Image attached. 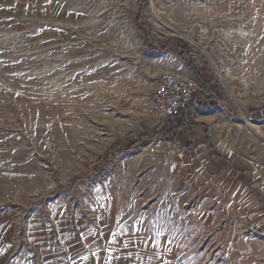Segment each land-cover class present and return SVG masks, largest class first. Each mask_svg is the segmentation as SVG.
Listing matches in <instances>:
<instances>
[{"label":"rangeland","instance_id":"1","mask_svg":"<svg viewBox=\"0 0 264 264\" xmlns=\"http://www.w3.org/2000/svg\"><path fill=\"white\" fill-rule=\"evenodd\" d=\"M188 59L235 148L264 150V0H0V211L36 264L27 221L60 212L81 242L63 264H225L218 213L179 186L178 122L148 114Z\"/></svg>","mask_w":264,"mask_h":264},{"label":"crops","instance_id":"2","mask_svg":"<svg viewBox=\"0 0 264 264\" xmlns=\"http://www.w3.org/2000/svg\"><path fill=\"white\" fill-rule=\"evenodd\" d=\"M194 66L206 81L201 66ZM167 71L194 76L185 63H176ZM212 103L211 99L201 103L196 99L185 116L171 119L178 122L171 138L177 154L179 186L189 199L203 201L218 213L213 217L207 212L205 217L213 224L218 219L221 222L219 237L225 264H264V150L236 149L235 130L229 121L233 112ZM19 211H0V264H36L15 236L13 219L18 218ZM54 217L59 224L67 222L68 227H49L36 213L26 226L25 239L30 246L45 256L52 249L53 256L44 259L45 264H63L60 248L65 245L75 252L81 245L74 221L61 212Z\"/></svg>","mask_w":264,"mask_h":264},{"label":"built area","instance_id":"3","mask_svg":"<svg viewBox=\"0 0 264 264\" xmlns=\"http://www.w3.org/2000/svg\"><path fill=\"white\" fill-rule=\"evenodd\" d=\"M207 90L195 79L176 71L163 72L150 97V116L178 119L185 116L194 106L196 99L201 103L207 98Z\"/></svg>","mask_w":264,"mask_h":264},{"label":"bare ground","instance_id":"4","mask_svg":"<svg viewBox=\"0 0 264 264\" xmlns=\"http://www.w3.org/2000/svg\"><path fill=\"white\" fill-rule=\"evenodd\" d=\"M51 13H52V16L54 17V18H57L58 16H60V15H58L57 14V12L56 11H54V10H52L51 11ZM166 22V21H165ZM51 33H54V34H56L57 36H64V32H62L60 29L57 31L56 29H53L52 30V32ZM64 50V49H63ZM99 54V53H98ZM92 58V57H91ZM98 58V57H97ZM87 59V58H86ZM94 60V59H93ZM82 62V61H81ZM81 62H79V63H81ZM73 64V63H72ZM79 65V64H78ZM60 69V68H59ZM63 72V71H62ZM82 75V74H81ZM88 77H90V76H88ZM98 78V77H97ZM97 78H95V79H97ZM78 79H79V77H78ZM77 79V80H78ZM95 79H94V82H96L95 81ZM104 79V78H103ZM102 79V80H103ZM93 80V79H92ZM106 80V79H105ZM109 80V79H108ZM76 81V80H75ZM78 83V82H77ZM82 85H83V83H82ZM110 90H112V89H110ZM78 93V92H77ZM82 93H83V91H82ZM75 94V93H74ZM81 94V93H80ZM81 96V95H80ZM59 98V97H58ZM79 98V97H78ZM62 103H61V101L59 102V105H61ZM65 105V104H64ZM59 107V106H58ZM61 107H62V105H61ZM60 109V108H59Z\"/></svg>","mask_w":264,"mask_h":264},{"label":"trees","instance_id":"5","mask_svg":"<svg viewBox=\"0 0 264 264\" xmlns=\"http://www.w3.org/2000/svg\"><path fill=\"white\" fill-rule=\"evenodd\" d=\"M187 65L189 66V68L191 69V71L193 72V74L195 75V77L197 78V81L200 83H203L201 78L199 77V74L197 72V69L194 67V64L192 63V61L190 59L186 60ZM204 84V83H203ZM176 130V127L173 129H170L168 134L169 135H173V132Z\"/></svg>","mask_w":264,"mask_h":264}]
</instances>
